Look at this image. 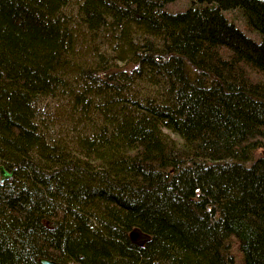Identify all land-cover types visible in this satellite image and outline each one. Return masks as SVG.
Here are the masks:
<instances>
[{
  "label": "trees",
  "instance_id": "1",
  "mask_svg": "<svg viewBox=\"0 0 264 264\" xmlns=\"http://www.w3.org/2000/svg\"><path fill=\"white\" fill-rule=\"evenodd\" d=\"M179 3L0 0V264H264V3ZM69 70L75 150L35 110Z\"/></svg>",
  "mask_w": 264,
  "mask_h": 264
},
{
  "label": "rangeland",
  "instance_id": "2",
  "mask_svg": "<svg viewBox=\"0 0 264 264\" xmlns=\"http://www.w3.org/2000/svg\"><path fill=\"white\" fill-rule=\"evenodd\" d=\"M185 4L186 0H180V3L178 4V6L176 5L175 8H181ZM76 6L77 5H74V3L71 1L69 6L66 7L67 10H64L67 15L70 14L71 16H73L72 19L74 18L73 20L75 23L76 16L74 10L77 9ZM74 28L76 32H78L77 34H75V38H77L78 40L76 42L77 44L75 46V49L83 52L80 56H78V58H76L78 67L76 70H74L75 72L77 70H80V68H82L83 66H94L95 63L111 58V46L106 38L107 36L105 38H102L100 35L103 34H100V31L97 35H94L93 33L86 30L83 26L81 27V25ZM84 36H86V39H92L96 37L94 39V42L92 43L91 48H87L83 44ZM74 71L69 70L65 78L67 90H59V96H48L43 98L40 97L35 102V110L38 119L40 121L42 120L44 130L43 132L47 139L50 140V143H62L63 145L66 144L68 148L75 150L76 148H78L79 136L81 137V134L84 133V130L82 128L84 127L85 122L81 121H84L85 119L81 115H77L76 110L74 111V105L72 101L74 97L73 95L79 93V90L77 89L79 82L76 83L78 77L82 76L84 81H86L87 78L81 71L80 75L75 74ZM93 114L94 111L91 113V115ZM256 153L257 155H259V152L256 151ZM232 251L234 253L236 263L241 264V255L238 252L235 244L232 245Z\"/></svg>",
  "mask_w": 264,
  "mask_h": 264
},
{
  "label": "water",
  "instance_id": "3",
  "mask_svg": "<svg viewBox=\"0 0 264 264\" xmlns=\"http://www.w3.org/2000/svg\"><path fill=\"white\" fill-rule=\"evenodd\" d=\"M264 3V0H258ZM12 170H6L2 165H0V182L11 178ZM129 237L133 243L137 245H141L142 243L149 240V235L141 232L138 228H134L129 232ZM39 264H60L54 260L47 259V258H39Z\"/></svg>",
  "mask_w": 264,
  "mask_h": 264
},
{
  "label": "bare ground",
  "instance_id": "4",
  "mask_svg": "<svg viewBox=\"0 0 264 264\" xmlns=\"http://www.w3.org/2000/svg\"><path fill=\"white\" fill-rule=\"evenodd\" d=\"M230 251L233 253V251H232V245H231V247H230ZM233 255H234V253H233Z\"/></svg>",
  "mask_w": 264,
  "mask_h": 264
}]
</instances>
